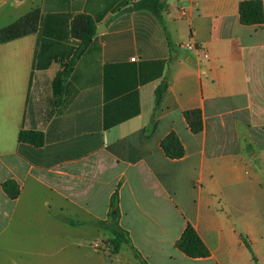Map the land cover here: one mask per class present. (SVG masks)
<instances>
[{"label": "crops", "instance_id": "1", "mask_svg": "<svg viewBox=\"0 0 264 264\" xmlns=\"http://www.w3.org/2000/svg\"><path fill=\"white\" fill-rule=\"evenodd\" d=\"M136 1L0 0V30L39 13L36 32L0 42V245L26 229L20 208L50 227L29 239L45 264H142L135 251L148 264H264V24L241 23L250 0H165L162 20ZM84 16L99 33L74 59ZM21 130L42 131L45 145L21 143ZM172 132L181 159L161 147ZM116 191L131 245L63 220L109 221ZM188 224L208 257L177 248Z\"/></svg>", "mask_w": 264, "mask_h": 264}, {"label": "trees", "instance_id": "2", "mask_svg": "<svg viewBox=\"0 0 264 264\" xmlns=\"http://www.w3.org/2000/svg\"><path fill=\"white\" fill-rule=\"evenodd\" d=\"M131 2H125L124 6L130 5ZM134 10H146L151 12L159 20H162V14L166 8L165 0H138L133 2ZM85 24L80 21V18L74 23L73 31L76 34L79 32V39L81 40V45L79 51L75 54L77 58L78 54L86 49L93 37L96 35L97 26L91 18L84 16L83 17ZM240 21L243 25L246 26H262L264 24V7L263 3L260 0H250L244 1L240 5ZM84 24V25H82ZM39 26V13L34 11L13 23L12 25L5 27L0 30V42H8L24 35L33 33L37 31ZM78 34V33H77ZM79 52V53H78ZM74 59L67 63L64 67V70L59 73V76L54 82V88L56 94H61L63 83L67 78L70 77L71 70L73 67ZM164 64V62H160ZM167 89V84H162L156 92V104L158 105L163 93ZM58 103V101H57ZM186 119L192 130L196 135H199L203 132L204 123H203V113L201 110H193L186 112ZM19 141L21 143L30 144L35 147H42L46 143L45 134L42 131L37 130H21L19 133ZM161 147L165 154L172 160L181 159L185 156V149L179 140L176 133H170L161 143ZM10 184L6 183L4 188L10 190ZM8 191V190H7ZM12 198H16V195L9 193ZM115 212V213H113ZM119 210H118V191L115 192L112 201H111V213L109 215V221H98L96 223H86L84 221H76L74 219L63 218L71 226H83V225H95L98 228L109 231L115 237V243L120 246L122 244L131 245V239L125 230L119 227L118 225ZM249 247V246H248ZM177 248L184 252L191 258H205L208 257L210 252L204 242L199 237L196 230L188 224L185 232L183 233L180 240L177 242ZM250 248V247H249ZM135 256L141 260L142 264H148L141 259L140 254L135 251ZM256 260V258H255Z\"/></svg>", "mask_w": 264, "mask_h": 264}, {"label": "rangeland", "instance_id": "3", "mask_svg": "<svg viewBox=\"0 0 264 264\" xmlns=\"http://www.w3.org/2000/svg\"><path fill=\"white\" fill-rule=\"evenodd\" d=\"M9 182H11L10 190L7 189V191L5 188L4 189L8 196H10L9 193L16 195V198L10 196L11 199H17L20 194L19 185L12 181ZM17 213L19 214L16 215V219H25L24 222L26 229L24 231L22 229H14L13 232H8L9 236H11L10 241L0 245V255L7 257L11 264H45L47 261H45L44 258H39L37 256L40 252L39 246L31 245L29 239L34 235L47 233L50 227L46 224V220L39 222L31 211H25L24 209L21 210L19 208ZM49 213L52 214L55 212L50 211ZM16 223H18V221Z\"/></svg>", "mask_w": 264, "mask_h": 264}, {"label": "built area", "instance_id": "4", "mask_svg": "<svg viewBox=\"0 0 264 264\" xmlns=\"http://www.w3.org/2000/svg\"><path fill=\"white\" fill-rule=\"evenodd\" d=\"M187 12H188V11H187L186 9H182V10H181V16H182V17H187V15H188ZM185 47H186L187 50H189V51H192V50H194V51L199 50V48H198L194 43H192V42L187 43V44L185 45ZM205 57H208V54H207V53H205ZM132 60L135 61V58H133Z\"/></svg>", "mask_w": 264, "mask_h": 264}, {"label": "water", "instance_id": "5", "mask_svg": "<svg viewBox=\"0 0 264 264\" xmlns=\"http://www.w3.org/2000/svg\"><path fill=\"white\" fill-rule=\"evenodd\" d=\"M97 33H99V28L97 29ZM115 213V212H114Z\"/></svg>", "mask_w": 264, "mask_h": 264}]
</instances>
